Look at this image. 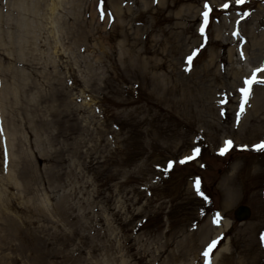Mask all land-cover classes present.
<instances>
[{
  "label": "rangeland",
  "instance_id": "374dc122",
  "mask_svg": "<svg viewBox=\"0 0 264 264\" xmlns=\"http://www.w3.org/2000/svg\"><path fill=\"white\" fill-rule=\"evenodd\" d=\"M207 2L0 0V264H264V0Z\"/></svg>",
  "mask_w": 264,
  "mask_h": 264
},
{
  "label": "snow or ice",
  "instance_id": "6c2138e0",
  "mask_svg": "<svg viewBox=\"0 0 264 264\" xmlns=\"http://www.w3.org/2000/svg\"><path fill=\"white\" fill-rule=\"evenodd\" d=\"M102 2H103V0H101V3ZM235 2L237 4H243L245 2V0H235ZM222 7L224 9H227V8H229V4L228 3H224L222 5ZM203 9H204V11L201 13V15L203 17L204 23L200 27L201 35L204 34L205 26L208 23L209 13L213 10L212 7L210 6V4L207 2V0H205V3L203 4ZM191 58L192 57H189V59H191ZM258 73L264 74V64H262L260 67L255 68L253 70L252 74H251V77L250 78H246L243 81V86H241L239 88V92L243 95V97L245 99L250 94V86L253 83H256V82L264 83V80H260V81L257 80V74ZM243 109H244V106H243V104H241L240 112H243ZM237 117H239V113H237ZM231 146H232V141L231 140H226L224 142V146L220 149V153L219 154L220 155H224L231 148ZM243 147L247 148V145H244ZM252 148H253V150H256V151H264V140H261L259 143H256V144L252 145ZM199 151H200L199 148H194L193 149L194 155L199 154ZM192 158L193 157H185L184 159L187 160V159H192ZM180 162L184 163V160H181ZM172 163H173L172 161H168V167L169 168L172 167ZM195 188H196V192L199 195L203 196V193L200 191V181L199 180L196 181ZM205 199H207V198L205 197ZM220 218H221L220 217V213L217 212L215 214L214 219H213V223H218ZM216 245H217V240H215V239L211 240V242L208 243L206 249L203 251V256L205 257V264H209V260H208L209 254L216 247Z\"/></svg>",
  "mask_w": 264,
  "mask_h": 264
},
{
  "label": "bare ground",
  "instance_id": "6f19581e",
  "mask_svg": "<svg viewBox=\"0 0 264 264\" xmlns=\"http://www.w3.org/2000/svg\"><path fill=\"white\" fill-rule=\"evenodd\" d=\"M38 3H39V1H38ZM19 4L21 5V3H19ZM15 11H17L18 14H21L20 9H15ZM24 11H25V10H24ZM25 24H26V25H23V24H22V26H21V31H22V32H24L25 30H27V29H28L27 27H30V26H31L29 22H28V23H25ZM263 44H264V37H263V36H260V40H255V41L252 43V46H253L255 49H258V48H261ZM22 49H23V47H22ZM241 73H243V72H242V71H237V72H236V75H234V78H235V77H236V78L239 77ZM9 133H10V128H8V132H7L6 135H8ZM10 135L14 138L13 133L10 134ZM225 226H226V225H225ZM218 234H219V230H218V232L216 233V235H218ZM218 236H219V235H218ZM219 253H220V251H219ZM217 256H218V253L215 254V255L213 256L212 264H216Z\"/></svg>",
  "mask_w": 264,
  "mask_h": 264
},
{
  "label": "water",
  "instance_id": "95a60500",
  "mask_svg": "<svg viewBox=\"0 0 264 264\" xmlns=\"http://www.w3.org/2000/svg\"><path fill=\"white\" fill-rule=\"evenodd\" d=\"M250 215V210L247 207H239L235 213V218L237 221L246 220Z\"/></svg>",
  "mask_w": 264,
  "mask_h": 264
}]
</instances>
